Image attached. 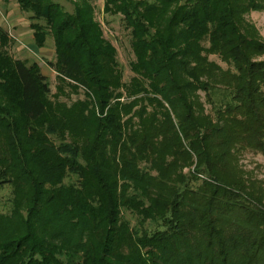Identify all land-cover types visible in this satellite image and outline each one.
Here are the masks:
<instances>
[{
  "label": "trees",
  "instance_id": "1",
  "mask_svg": "<svg viewBox=\"0 0 264 264\" xmlns=\"http://www.w3.org/2000/svg\"><path fill=\"white\" fill-rule=\"evenodd\" d=\"M2 1L39 48L53 38L60 86L52 98L0 27V264H264V180L241 164L264 156V40L247 20L264 0H105L131 34L129 82L95 0Z\"/></svg>",
  "mask_w": 264,
  "mask_h": 264
},
{
  "label": "rangeland",
  "instance_id": "2",
  "mask_svg": "<svg viewBox=\"0 0 264 264\" xmlns=\"http://www.w3.org/2000/svg\"><path fill=\"white\" fill-rule=\"evenodd\" d=\"M66 11L73 12L74 4L66 0H56ZM105 0H95V17L101 24L105 38L117 50V60L119 68L124 76V81L129 82L133 77L131 72V63L135 61V55L132 49V38L130 31L126 29L120 15H110L104 13ZM247 20L256 26L262 39L264 40V12H252L247 16ZM30 15L24 13L17 2L5 3L0 0V27L10 35L12 41L8 47L9 53L17 60L26 62L28 65L36 63L40 72L47 78L51 89L52 98L58 94L60 82L57 73L50 67L51 62H55V44L51 36L48 37L44 48H39L34 41V32L31 29ZM210 59L222 67L226 64L216 56ZM264 59V57L262 58ZM67 94H72L69 88L65 89ZM204 96V95H203ZM84 95L72 94L71 98L60 97V101L71 104L78 99H83ZM241 164L248 174L254 178L264 180V156L254 153H246L241 159ZM185 170V172H187ZM12 198V188L9 186L0 190V211L7 213L10 209ZM135 222V220L133 221Z\"/></svg>",
  "mask_w": 264,
  "mask_h": 264
}]
</instances>
